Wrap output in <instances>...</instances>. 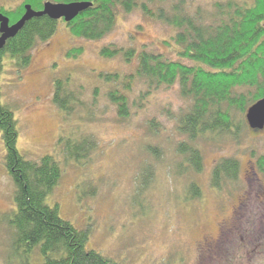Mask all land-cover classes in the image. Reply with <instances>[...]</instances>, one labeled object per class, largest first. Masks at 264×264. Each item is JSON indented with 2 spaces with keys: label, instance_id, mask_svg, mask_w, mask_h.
Listing matches in <instances>:
<instances>
[{
  "label": "rangeland",
  "instance_id": "rangeland-1",
  "mask_svg": "<svg viewBox=\"0 0 264 264\" xmlns=\"http://www.w3.org/2000/svg\"><path fill=\"white\" fill-rule=\"evenodd\" d=\"M218 1L226 0L185 4L192 10H210ZM17 3L4 6L11 10ZM173 33L135 10L120 13L113 31L97 41L71 37L60 22L57 32L32 50L29 65L20 72L6 59L1 103L17 121V149L28 160L53 156L59 162L62 176L46 203L57 205L59 216L75 228L89 229L87 248L118 264H264V175L256 167L257 158L264 155V129L254 132L242 123L235 133L198 140L203 168L186 172L187 168L178 169L183 157L176 146L186 140L177 124L188 102L178 85L162 86L140 100L142 87L133 83L131 115L122 120L106 97L112 86L98 80L99 73L123 77L136 66L135 60L127 64L121 57H100L103 47L144 49L175 59L165 44ZM78 47L79 57H65L67 50ZM67 76L69 89L80 90L90 120L83 109L79 118L65 122L52 103L54 81ZM242 119L245 122L244 115ZM84 136L95 140L92 152L81 164L65 160V141ZM4 155L0 134V264H21L4 219L14 208ZM223 158L237 160L238 178L216 191L210 174ZM144 170L149 182L141 190ZM190 184L202 195L187 202ZM28 261L36 264L41 258Z\"/></svg>",
  "mask_w": 264,
  "mask_h": 264
},
{
  "label": "trees",
  "instance_id": "trees-1",
  "mask_svg": "<svg viewBox=\"0 0 264 264\" xmlns=\"http://www.w3.org/2000/svg\"><path fill=\"white\" fill-rule=\"evenodd\" d=\"M10 2L18 3L10 10L4 6ZM46 3L91 5L68 23L47 16L25 22L0 50V76L6 59L19 72L26 68L32 50L47 42L60 22L71 37L97 41L113 31L120 13L140 10L147 18L173 30L170 42L165 44L172 49L175 59L144 49L110 45L99 51L100 57H121L127 64L135 60L134 72L123 77L118 73H99L97 77L112 86L106 97L122 120L131 115L129 94L133 83L142 87L137 96L140 100L162 86L178 85L181 98L188 102L177 124L178 134L186 139L176 146V153L183 157L178 169L201 172L202 156L196 142L210 135L235 133L242 123L247 126L242 116L255 102L264 99V0L218 1L210 10L189 9L185 0H0V14L12 25L24 15L25 6L39 12ZM81 53V47L71 48L65 57L76 59ZM70 82L67 76L53 83L52 103L65 122L79 118L78 112L86 109L81 93L78 94L80 90L71 91ZM86 117L91 119L88 110ZM0 134L5 150L4 167L14 187V208L4 219L12 230L13 250L21 264H32L28 258L37 255L41 261L36 264H118L87 248L89 229L75 228L59 216L57 205L46 203L61 179V166L53 156L32 161L19 153L17 121L13 112L1 103V90ZM95 144L92 136L68 139L63 157L81 164ZM256 167L264 175V155L257 158ZM238 173L236 159L219 160L211 170V188L220 191L235 183ZM147 174L144 170L141 190L149 182ZM186 195L189 202L200 199L202 193L196 184H190Z\"/></svg>",
  "mask_w": 264,
  "mask_h": 264
},
{
  "label": "water",
  "instance_id": "water-1",
  "mask_svg": "<svg viewBox=\"0 0 264 264\" xmlns=\"http://www.w3.org/2000/svg\"><path fill=\"white\" fill-rule=\"evenodd\" d=\"M91 4L72 3V4H51L46 3L43 10L37 12L30 6H25V13L19 21L10 25L9 19L0 14V50L3 48L6 40L13 38L24 26L25 22L35 17L47 16L52 20H64L66 23L72 21L81 12L85 11ZM245 120L247 126L252 131H261L264 129V99L255 102L246 110Z\"/></svg>",
  "mask_w": 264,
  "mask_h": 264
}]
</instances>
